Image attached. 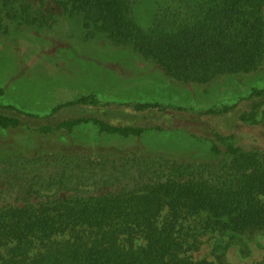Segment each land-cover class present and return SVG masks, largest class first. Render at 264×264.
Masks as SVG:
<instances>
[{
	"label": "trees",
	"instance_id": "1",
	"mask_svg": "<svg viewBox=\"0 0 264 264\" xmlns=\"http://www.w3.org/2000/svg\"><path fill=\"white\" fill-rule=\"evenodd\" d=\"M51 1L68 15L81 16L91 37L103 34L115 46L131 48L179 82L207 84L264 64V0H157L146 28L135 18L138 0ZM49 2L0 0V31L7 32L5 20L52 27L56 19ZM4 93L0 88V97ZM253 97V108L264 104V90ZM157 108L140 103L130 113L101 107L88 95L41 116L0 103V129H16L26 117L44 121L39 125L44 134L71 133L91 123L101 134L141 138L148 130H163L138 125L158 118ZM212 149L223 155L212 163L139 150L116 161L112 154L94 160L62 153L51 155L52 163L42 156L14 158L6 168L16 169L7 178L14 203L0 206V264H230L224 257L188 255L195 241L190 243L194 235L186 223L199 218L204 232L264 233V155L232 144L224 152L216 144ZM56 164H61L56 173L61 191H53L57 181L38 188L40 176L26 179L29 167ZM68 172L74 187L68 186ZM92 186L102 188L91 191Z\"/></svg>",
	"mask_w": 264,
	"mask_h": 264
},
{
	"label": "rangeland",
	"instance_id": "2",
	"mask_svg": "<svg viewBox=\"0 0 264 264\" xmlns=\"http://www.w3.org/2000/svg\"><path fill=\"white\" fill-rule=\"evenodd\" d=\"M156 1L138 0L135 6L136 21L144 28L152 22ZM49 4L56 19L50 28L4 22L7 32L0 31V88L5 93L0 103L41 116L58 104L88 95L101 107L130 113H136L137 104L152 103L161 107L157 108L160 116L138 125H161L163 130L124 139L101 134L87 123L71 133L56 129L44 134L39 130L44 121L24 117L18 128L0 129V206L8 200L14 203L16 192L8 184L12 179L7 178L16 169L6 172V168L19 157H48L52 163L51 155L62 153L94 160L112 154L116 161L120 154L133 157L146 152L180 162L212 163L223 156L213 151L214 144L222 152L232 144L264 155V104L253 108L254 92L264 90V64L255 72L221 75L207 84L179 82L131 48L115 46L103 34L91 37L81 16L68 15L51 0ZM60 165L29 167L31 174L26 179L40 176L38 188L57 181L53 191H61L56 174ZM74 181L79 183L77 178ZM68 182L74 187L70 178ZM99 188L102 186L90 190ZM200 220L186 223L194 235L190 243L195 244L188 250L194 260L224 257L230 264H264V233L204 232Z\"/></svg>",
	"mask_w": 264,
	"mask_h": 264
}]
</instances>
